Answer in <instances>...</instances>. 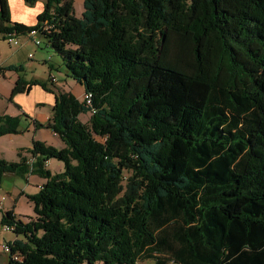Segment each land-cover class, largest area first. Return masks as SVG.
Here are the masks:
<instances>
[{"label": "trees", "instance_id": "1", "mask_svg": "<svg viewBox=\"0 0 264 264\" xmlns=\"http://www.w3.org/2000/svg\"><path fill=\"white\" fill-rule=\"evenodd\" d=\"M74 3L45 0L26 26L0 0V33L38 30L90 96L55 77L12 90L55 96L35 124L65 147L0 159V187L6 173L45 180L34 218L3 213L23 237L10 264H264V0H84L82 17ZM20 123L0 116V137Z\"/></svg>", "mask_w": 264, "mask_h": 264}, {"label": "crops", "instance_id": "2", "mask_svg": "<svg viewBox=\"0 0 264 264\" xmlns=\"http://www.w3.org/2000/svg\"><path fill=\"white\" fill-rule=\"evenodd\" d=\"M8 4L10 9L11 21L26 26H35L38 23L39 15L44 11L45 8V0H38L37 3L33 6L27 5L25 0H8ZM15 40L18 41V44L14 43ZM35 46L31 39L27 36H18L16 38H13L8 35L4 36V34L0 33V93L4 92L5 95H7V93H10L9 101L11 103H14V101L12 100L16 98L14 104L17 108V110L14 111L7 109V111L11 112H9V114H1L0 116L8 115L10 117H21L23 108L21 106L22 102L20 101L21 97L19 96L30 95L36 88H41L40 86H33L30 92L26 94H18L12 97V90L20 78L25 79L28 82L33 80L49 82L50 78L54 77L50 74L47 76L46 80V78H40V76H38L37 65L35 61L30 60L32 51L36 50ZM39 48L41 49V47ZM51 117L52 116H49L46 119L49 121ZM51 136L53 137V139L49 140V142L46 141V138H44V136L37 140L45 142L47 145H51L54 147L56 146L54 145L55 143L61 148L65 147V144L61 140V142L58 143L56 139H54L59 137L55 136L53 132ZM25 159L29 161L30 157H25ZM11 161H20L18 158V152L16 158ZM50 164L51 161L50 163H48L49 169ZM61 170L62 167L58 166L57 172ZM18 178L25 179L27 186L21 185V182ZM38 178L40 177L37 175H28L27 177H21L20 175L15 173H6L3 176L2 184L0 187V198L5 197L6 199L3 202V209L2 211H0V264H10V257L3 250L2 245L13 243L16 240H22L23 238L21 236H16L13 232H6L4 230L2 223L3 213L12 211L18 219L23 220L24 216H22V214L24 212L21 207L23 206L24 200H28L27 206H29L30 211L27 214L31 215L33 213V216L31 217L34 218V204L28 199V196L37 194L41 185L45 183L44 179L43 181H39ZM28 187H32L33 190H30ZM35 188H38V191H36Z\"/></svg>", "mask_w": 264, "mask_h": 264}, {"label": "rangeland", "instance_id": "3", "mask_svg": "<svg viewBox=\"0 0 264 264\" xmlns=\"http://www.w3.org/2000/svg\"><path fill=\"white\" fill-rule=\"evenodd\" d=\"M75 14L78 17H81L84 11V0H75L74 3ZM34 44V43H33ZM35 46V44H34ZM36 50L32 51V56H30V60L35 61L37 65V74L40 78H46L48 75H53L57 82L55 87L61 89L65 92H72L76 98L84 101L85 90L83 86H81L76 80L67 76L66 69L63 65L62 59L52 48L44 45L41 49L37 46ZM51 66L54 67L51 70ZM10 93L5 95L4 92L0 93V115L4 113H8L9 110H17L15 107V99L12 100L14 103L9 101ZM20 101L22 102L21 106L23 108L21 112V123H20V133L19 134H11L0 137V159H4L8 162H12L17 156V152L21 153L25 157H31L29 150L33 146V142L44 136L46 141L53 139L52 132L46 129L45 127H36L35 121L37 120L39 123L46 125L48 123L49 116L53 114V107L55 103V96L49 92L42 90L41 88H36L30 95L19 96ZM90 114L81 115V120L85 123H89ZM58 143H60V138H54ZM55 147L61 148L56 143ZM19 158V156H18ZM20 160V158H19ZM61 166L63 169V163L58 160H51L50 169L53 172H57V167ZM21 182V185H26L27 183L25 179L18 178ZM39 181H43V179L38 178ZM30 190H33L32 187H28ZM38 191V188H35ZM2 198V197H1ZM0 198V199H1ZM28 200H24L23 206L21 207L23 210V221H27L33 213L28 215L30 209L27 206ZM1 213V212H0Z\"/></svg>", "mask_w": 264, "mask_h": 264}, {"label": "built area", "instance_id": "4", "mask_svg": "<svg viewBox=\"0 0 264 264\" xmlns=\"http://www.w3.org/2000/svg\"><path fill=\"white\" fill-rule=\"evenodd\" d=\"M48 30H49L48 26L44 28V31H48ZM30 37L34 38L33 42L35 43L36 46L42 45L43 39L41 38L40 32L38 30L32 31L30 34ZM14 43L18 44V41L15 40ZM30 56H32V55H30ZM53 81H55V78H53ZM85 100L89 103L90 102V96L86 95ZM5 199H6L5 197H2L0 199V211H2V209H3V202ZM3 228L6 232H14V230H15V227L9 226V225H3ZM2 248L9 255L10 260H12L14 262H21L22 258H21V256H19L18 253L12 255V245L10 243L3 244Z\"/></svg>", "mask_w": 264, "mask_h": 264}]
</instances>
